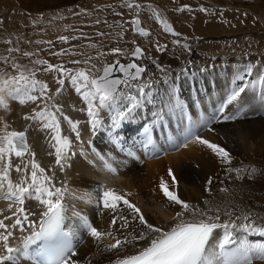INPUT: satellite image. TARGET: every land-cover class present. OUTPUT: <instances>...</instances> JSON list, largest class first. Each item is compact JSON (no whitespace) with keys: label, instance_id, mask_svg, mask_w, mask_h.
Returning a JSON list of instances; mask_svg holds the SVG:
<instances>
[{"label":"bare ground","instance_id":"6f19581e","mask_svg":"<svg viewBox=\"0 0 264 264\" xmlns=\"http://www.w3.org/2000/svg\"><path fill=\"white\" fill-rule=\"evenodd\" d=\"M207 1L214 6L164 0L161 14L173 13L174 27L187 33H220L213 26L220 29L229 18L236 31L254 22L244 21L245 16L235 11L227 10L229 16H224L219 4ZM179 3L189 6L176 16ZM87 4L88 0H0V193L29 191L21 203L0 200V264H33L19 243L53 203L64 206L70 221L82 215L93 225L87 232L75 223V253L66 264H112L166 230L193 221L213 227L203 264H264V76L258 77L264 53L222 56L186 44L189 64L184 67L180 46H171L161 62L141 58L143 44L138 46L139 57L121 46L124 61H115L126 65L133 58L142 70L137 76L119 72L120 81L109 94L93 87L101 73L79 80L70 70L15 86L16 71L23 77L32 72L22 64V52L30 54L41 45L36 31L44 30L49 39L56 20L65 28L67 21L91 9L109 8L108 0L93 8ZM72 5L78 12L68 16ZM49 9H64V15L37 16ZM115 10L119 13L117 8L110 11ZM155 12L153 22L158 24L160 13ZM69 24L84 32L111 27L81 23L80 18ZM140 27L142 31H133L143 33ZM161 27V33L170 31ZM73 58L55 54L50 60L66 67L77 61ZM72 67L81 70L80 65ZM184 108L195 111L194 138L184 129ZM198 110L210 111L207 127L200 124ZM147 119L157 126H181L177 149L164 146V156L158 152L150 157L134 148V129ZM14 132L25 138L24 150H15ZM86 137L108 169H96L76 154L75 144L87 151ZM222 241H230L228 248L221 247Z\"/></svg>","mask_w":264,"mask_h":264},{"label":"rangeland","instance_id":"374dc122","mask_svg":"<svg viewBox=\"0 0 264 264\" xmlns=\"http://www.w3.org/2000/svg\"><path fill=\"white\" fill-rule=\"evenodd\" d=\"M100 1L102 0H88L87 6L93 8ZM186 1H189L190 5H193L192 2L196 1L195 4L197 7H202L204 4L214 6L213 3H210L207 0ZM214 1L223 8L224 16H229L228 11L230 10L235 11L236 14L242 13L245 16L243 19L244 21L251 20L254 22L252 24L246 23L248 26L245 24L244 28H238L236 31V29L228 24L233 23L230 22L232 19L229 18L228 20L223 21V26H221L220 29L219 27L213 26L212 29H217L216 32L219 31L220 33L202 34L201 32L196 31L193 33H187V31L182 32V30L179 31L178 28L174 27L173 23L175 18L171 16L173 13H169L166 16L164 15L165 18L162 16L161 10H163L166 5L164 0H160V3L153 0H114L113 2L108 0L109 8L105 9V11L97 12L96 10L91 9V12L83 13L78 16V18H73L67 21V27L65 28L59 27L60 23L56 20L55 23L58 26L50 31L48 34L49 39H47V37L45 38L47 33L44 30L36 31V35L39 37L41 45L32 49L30 54L26 51L22 52L23 56H25L22 64L28 65V68H32V72L29 77H23L22 73L19 74V72L16 71L17 73L15 72L13 75L14 84L15 86L21 87L22 83L27 79L29 80V78L30 80L35 77L37 79L44 77L46 79L52 78L53 76L58 75V73L66 72L67 70L74 71V73L77 72L79 80H88L95 74H100L102 67L106 64H111L115 60H119L123 63L124 57L122 56L121 50H119L121 46H126L125 48L129 49V55L131 56L134 47L143 44L142 47L140 46L143 50L141 58L150 57L158 62H161L162 59L171 52V46H180L182 47V54L180 55L185 58V62L183 63L184 67L189 64L188 51L185 49L186 44L189 45L191 49L200 48L202 51L204 50L205 52L222 56L244 57L245 55L252 53H264V20L260 18V16L264 18V0ZM189 3H179L176 16H179L181 11L189 6ZM76 6L77 5H72V7L69 8L66 7L69 9L66 11V13L68 12V16H75L76 12H78L76 11ZM113 8H117L119 13H117L116 10L115 12L110 11ZM132 9H134L133 12H131ZM156 10L160 13H158L160 19L158 24L153 22L156 21ZM64 11V9H49L48 11L37 14V16L44 15L51 18H61L64 15ZM136 17L139 18L141 26L145 29L144 33L133 31L134 20ZM79 18L81 19V23L91 22V24L96 25L108 24L111 25V27L109 30L106 27L104 30L106 32H103L100 28H96L91 32H84V30H82L83 28L69 27V23H71L72 20ZM113 18H117L116 20L119 22H115L114 24L112 22ZM161 26H166L170 31L161 33L159 30V27ZM21 32H24V30ZM118 34L121 35V38L118 36L116 37ZM140 38H143L141 40L146 39V43L140 42ZM151 39L155 41L152 43ZM221 45L223 48H219ZM97 51L102 52L99 57L96 55ZM55 54L58 56L74 55L73 59H76L78 62L72 60L73 64H67L68 66L66 67L58 64L55 65L50 60V57ZM10 56H12V54H10ZM77 57L80 59H77ZM131 61H133V58ZM129 62H126V64ZM74 65H80L81 70L78 71L79 69L77 67H72Z\"/></svg>","mask_w":264,"mask_h":264},{"label":"water","instance_id":"95a60500","mask_svg":"<svg viewBox=\"0 0 264 264\" xmlns=\"http://www.w3.org/2000/svg\"><path fill=\"white\" fill-rule=\"evenodd\" d=\"M136 29H139V23L137 22L135 25ZM141 49L137 47L133 52L134 55L139 57ZM130 67H134L135 72L134 75H139L140 70L134 62H130L126 65H121L119 61H115L112 64L105 65L99 77L93 80L95 88L97 90L101 89L104 93L109 94L111 93L115 86L119 83L120 77L118 76L119 72L127 75L129 73ZM12 140L15 142L16 147L20 150L25 149V140L20 133L14 132L12 135Z\"/></svg>","mask_w":264,"mask_h":264}]
</instances>
